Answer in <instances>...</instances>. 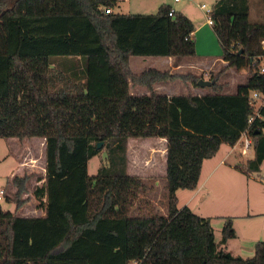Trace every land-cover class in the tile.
I'll use <instances>...</instances> for the list:
<instances>
[{
    "label": "trees",
    "instance_id": "16d2710c",
    "mask_svg": "<svg viewBox=\"0 0 264 264\" xmlns=\"http://www.w3.org/2000/svg\"><path fill=\"white\" fill-rule=\"evenodd\" d=\"M250 1L213 6L226 65L212 85L201 95L168 96L155 85L174 73H135L131 57L173 58L176 65L200 59L195 25L183 13L170 16L166 4L156 14L106 13L117 0H0V137L44 138L46 156L44 183L34 191L45 215L0 206V264H264V241L246 259L220 249L211 218L179 208L177 196L195 190L203 162L245 131L254 157L240 171L264 164V108L249 123L251 91L264 94V75L252 66L264 55V16L250 20ZM230 68L248 70L234 93L219 82ZM135 85L148 93H133ZM132 138L167 140L163 211L148 200L139 205L147 185L127 171ZM100 142L107 164L91 176L88 162ZM28 180L13 179L16 209L27 202ZM235 237L233 219L225 218L221 245Z\"/></svg>",
    "mask_w": 264,
    "mask_h": 264
},
{
    "label": "rangeland",
    "instance_id": "374dc122",
    "mask_svg": "<svg viewBox=\"0 0 264 264\" xmlns=\"http://www.w3.org/2000/svg\"><path fill=\"white\" fill-rule=\"evenodd\" d=\"M201 3H205L211 8L215 4L212 0H183L180 5L174 7L179 9L184 4L188 5L190 13L203 23L207 22V15L198 6ZM250 4V20L252 22L263 20L264 0H251ZM160 6L152 0H118L113 12L120 14H156ZM195 27L198 55L206 57L204 59L209 61L203 60L202 62L198 59L184 57L185 59L180 62L179 68L169 70L175 75L174 83L170 86L173 88L172 91L174 93L189 94L201 92L202 87H198L192 81L194 76L210 81L212 76H218L224 68L222 61H213L218 59L217 57L220 58V54L223 51L216 34L214 33V38H209L203 32H200L198 36L197 24ZM162 61L163 58L159 57L133 56L131 57V68L138 74L146 68L164 70L165 67ZM247 74V69L237 70L230 68L227 70L219 78V82L224 85L223 91L234 93L239 85L245 83ZM133 87L134 89L132 90L136 93L148 92L146 87L138 85ZM202 89L206 90L207 88ZM156 90L159 93L167 91L163 87L159 89L157 87ZM243 139L241 138V140ZM34 140L36 139L24 138L20 139V144H18L10 138L0 137V191L5 190V194L2 195L0 200V206L4 210H9L17 215L24 213L41 215L43 213L40 208L36 207L38 202L35 199L34 191L43 184V146L45 141L42 138L37 142ZM164 146L165 143L160 138L130 139L128 142L127 170L130 175L140 177L147 185L143 201L139 205H143L148 200L153 206L162 211L167 207V180L166 175L164 177L163 160L161 159ZM102 147L101 152L88 162V172L91 176L97 174L101 165L107 164L106 150ZM22 149L28 150L26 160L34 163L35 169L31 173L26 172L25 174L29 176V180L26 185V191L22 193L21 198L23 200L27 199V202L19 209H16V204L12 200L16 192H14L15 190L9 181V177L12 171L20 173V170H18L17 152ZM31 149L34 150L33 155L31 154ZM224 149L225 147L222 148L220 154L224 153ZM236 151L239 155H242L243 163L241 167L243 168L246 162L254 157V149L243 152L240 144H238ZM205 172L206 168L203 176ZM247 175L254 177V179H250ZM13 176L17 175L14 174ZM244 176L250 180L249 185L246 183V177ZM14 186L17 189L15 184ZM177 196L179 198V208L188 206L196 215L211 218L215 240L220 249L226 250L224 248L225 244L221 245V240L224 221L228 217L233 219L236 233V237L228 242V249L233 252L234 256H240L245 259L251 258L255 254L256 243L264 241V169L261 172H250L242 175L223 167L210 179H207L203 185L200 184L198 193L190 190H179ZM32 199L33 201L31 202ZM23 209L24 211H22Z\"/></svg>",
    "mask_w": 264,
    "mask_h": 264
},
{
    "label": "crops",
    "instance_id": "0c3cea01",
    "mask_svg": "<svg viewBox=\"0 0 264 264\" xmlns=\"http://www.w3.org/2000/svg\"><path fill=\"white\" fill-rule=\"evenodd\" d=\"M155 4L157 3L158 6L160 5H164V4H167L169 5L170 7H172L175 11L177 12H181L183 13L184 15H186L189 19L192 20V22L194 23V25L196 26L197 24V35L199 36L200 32H203L206 36H208L209 38H214V30H213V26L212 25H209L207 22H200L199 20H197L194 15H192L190 13V10H189V7L188 5L184 4L183 6H180V8H175L174 6L176 5H180L183 0H179V1H176V0H152ZM214 2L218 1V0H212ZM202 4V3H201ZM199 4V8L202 10V8L200 7ZM203 11V10H202ZM204 12V11H203ZM195 36H196V27H195ZM197 40H196V51L197 50ZM223 53V51L221 52V54ZM198 54V52H197ZM220 54V56H221ZM202 57V58H201ZM161 58V57H159ZM204 58L206 57H203V56H200V61L203 62L204 61H209V60H205ZM218 59H215L213 61H221V59L219 57H217ZM164 64L163 66L165 67V69L167 70H171V69H177L180 67V63H177V65L175 64V60L173 58H163V61H162ZM224 65H226V63H224ZM158 69V68H157ZM173 80H170V81H167V82H164V83H159V84H156L155 88L158 87L161 88L163 87L164 89H166L167 91L163 92L164 94H167L168 96H172L174 94H178V93H174L172 90L173 88H171L170 86L173 84ZM159 85V86H158ZM132 89H134V87L132 86ZM131 89V90H132ZM201 92H198V93H193V94H203L205 93V90H203L201 88ZM133 93H136L132 90ZM144 93H148V92H142V93H136V94H144ZM10 139H12V141L20 144V139H17V138H14V137H11ZM27 139V138H25ZM33 139H36L34 141H39V137H33ZM44 141L45 139L42 138ZM163 140V143H165V146H164V150H163V155H162V162H163V168H164V177L166 175V161H167V140L166 139H163V138H160ZM237 144V143H236ZM233 145V146H230L228 144H222L219 151L217 152V154L210 158V159H206L204 162H203V166H202V170H201V175H200V179H199V182H198V187L195 189V190H190V191H194V192H197L200 190V184L203 185L205 183V181L207 179H210L217 171L219 172L221 168H227V169H230V170H233V171H236L242 175H245L243 172L240 171V167H241V164L243 163L242 162V155H239L236 151V148L238 146L237 145ZM21 148L22 145H20ZM225 147V151L223 154H220L221 151H222V148ZM28 154V150L27 149H22L20 151L17 152V161H18V170H20V173H16V171H12L10 177H9V181L11 182V185L13 187V189L15 190L14 192L17 191L16 187L14 186L13 184V179H14V174L17 175V176H21L23 177L26 172H33L34 169H35V165L34 163L32 162H27L26 160V156ZM31 154L33 155L34 154V150L31 149ZM43 158H44V173L42 174L43 175V183H44V180H45V177H46V156H45V144L43 146ZM32 160H34V158H32ZM206 168V172L203 176V173H204V169ZM264 169V164L261 168V170L259 172H261L262 170ZM225 172V171H224ZM250 179H254V177L252 176H249L247 175ZM246 177V176H244ZM245 181L246 183L249 185V179L246 177L245 178ZM42 186V184L40 185ZM179 191V190H178ZM177 191V192H178ZM9 197V196H8ZM34 199V197H33ZM33 199L31 200V202L33 201ZM36 199V198H35ZM179 200V198H178ZM37 208H39L38 206H36ZM26 208V207H25ZM24 208V209H25ZM24 209L22 211H24ZM42 210L43 213H41V215H32V214H22L20 216H25V217H30V216H44L45 215V209L43 207L40 208ZM250 216V215H249ZM228 242L229 240L227 241V243L224 245V248L226 249L225 251H228L230 252L232 255H233V252L231 250L228 249ZM224 250V249H223Z\"/></svg>",
    "mask_w": 264,
    "mask_h": 264
},
{
    "label": "built area",
    "instance_id": "2783aa9c",
    "mask_svg": "<svg viewBox=\"0 0 264 264\" xmlns=\"http://www.w3.org/2000/svg\"><path fill=\"white\" fill-rule=\"evenodd\" d=\"M176 1H179V0H176ZM200 7L207 15V23L213 26L214 25V20L212 18L213 8L209 7L205 3H202ZM104 10L106 13L113 12V9H109V8H104ZM174 13H175V10L171 8L169 11V15L172 16ZM252 66L257 70L258 73L264 75V55L260 57V61H257L256 59L252 60ZM250 101L254 108V114L249 119V123L252 124L256 118L261 117V110L262 108H264V94L257 90H253L250 93ZM241 138H244V139L243 140L240 139L237 142V144L241 145L243 152L253 149V142H252V139L248 135V131H245ZM4 194H5V190H1L0 200L2 199V195Z\"/></svg>",
    "mask_w": 264,
    "mask_h": 264
},
{
    "label": "water",
    "instance_id": "95a60500",
    "mask_svg": "<svg viewBox=\"0 0 264 264\" xmlns=\"http://www.w3.org/2000/svg\"><path fill=\"white\" fill-rule=\"evenodd\" d=\"M198 86L205 88L210 87L212 85V82L209 80L199 79L197 82ZM103 146V142L98 143L97 148L100 149Z\"/></svg>",
    "mask_w": 264,
    "mask_h": 264
}]
</instances>
